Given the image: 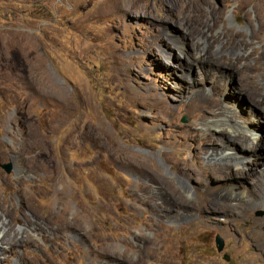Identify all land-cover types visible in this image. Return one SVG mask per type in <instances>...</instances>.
I'll return each instance as SVG.
<instances>
[{"label": "rangeland", "instance_id": "374dc122", "mask_svg": "<svg viewBox=\"0 0 264 264\" xmlns=\"http://www.w3.org/2000/svg\"><path fill=\"white\" fill-rule=\"evenodd\" d=\"M262 99L264 0H0L1 264H264Z\"/></svg>", "mask_w": 264, "mask_h": 264}, {"label": "bare ground", "instance_id": "6f19581e", "mask_svg": "<svg viewBox=\"0 0 264 264\" xmlns=\"http://www.w3.org/2000/svg\"><path fill=\"white\" fill-rule=\"evenodd\" d=\"M143 9H137V12H140L141 13L142 11H144V13L149 14L148 12L150 11V7L148 5L145 6V7H143ZM169 9L170 8H167V10L164 9L165 11L163 10L162 19L163 20H171L174 23V25L181 26L184 29L183 32L179 31L178 28H176L177 31L174 30V32L176 31L175 34H177V32L179 31L180 33H178V34H180V35H178L177 38L172 41V44H174L175 46H178V48L184 50V41H185V38L192 37L194 40L197 39V41H198V43L195 44L196 46H195V50L193 52V60H192V63H194V64L195 63L201 64V62H203L205 60H209L210 59V56H215V57H217V59L218 58H225L226 60H228L232 64V67L239 68V65L241 64L242 60L245 57L244 54L241 53V51H242L241 48H239L236 45L235 46H229L228 48H226L224 46H214V43L217 41L218 38H209L208 39L207 37H208L209 34L207 35V37H205V34H204V32H205L206 29H210V26L205 25L204 23L201 24L199 22H198L199 24H196V22H183L179 18L171 17L173 14H169V13L167 14V12L169 11ZM210 15L212 16V19L214 21H216V22L219 21V20H222L221 19L222 18L221 17L222 16V12L220 10L216 9V8H212V11L210 12ZM231 40H234V39H231V38H227L226 39V41H229V42ZM163 43H165L163 45L164 46L166 45L167 48H168V50L171 49V46H173V45H170L169 43H167L166 41H164ZM255 67L256 66H251V65H248L247 66V65H245V68H248V70L249 69H255ZM246 85H248V84H246ZM248 94L251 97H253V98H256V96H257V94H255V92L253 90H248ZM257 104L258 105H261V106H264V99H262L259 102H257ZM219 131L222 132V133L226 132L225 129H220ZM247 140H252V139H247ZM206 141L209 142V140H206ZM211 141H213V139ZM249 143H251V141ZM244 147H247L248 148V147H251V146H248V144L246 143L244 145ZM252 147H255V146L253 145ZM222 154H223V150H221V149H218V150L212 149L211 152L208 155L212 159L221 162L222 165L225 166L226 163H223L222 162V161H224V159L222 157H219ZM242 174H245V172H243ZM215 175H216V177H223V178H226L228 176L226 174H224V175L221 174L219 171H217V173ZM183 183H185V182L183 181ZM186 191L188 193H191L192 192L191 189H190V187H188V185L186 186ZM239 194H240L239 196L242 197V198H247L248 197V195H247L248 193L245 194V193L241 192ZM249 199H251V198H249ZM173 200L176 203H178V204H180L182 206L183 205L184 206H189L187 204V202L184 201L179 195H174ZM4 228H6V224L5 223H2L1 226H0V233H2L4 231ZM13 246H15V241L10 236V234L4 235V236L2 235L0 237V264H1V262H4V263H7L8 262V260L10 258V252H12L10 249H12Z\"/></svg>", "mask_w": 264, "mask_h": 264}, {"label": "water", "instance_id": "95a60500", "mask_svg": "<svg viewBox=\"0 0 264 264\" xmlns=\"http://www.w3.org/2000/svg\"><path fill=\"white\" fill-rule=\"evenodd\" d=\"M2 167L5 170V172H7V173H9L11 171V164L10 163H5L2 165ZM215 244H216V249L218 251H221L223 248V239L219 235H216V237H215Z\"/></svg>", "mask_w": 264, "mask_h": 264}, {"label": "flooded vegetation", "instance_id": "af4514ba", "mask_svg": "<svg viewBox=\"0 0 264 264\" xmlns=\"http://www.w3.org/2000/svg\"><path fill=\"white\" fill-rule=\"evenodd\" d=\"M28 134H29V126H25V132H24L23 137H24L25 139L29 138Z\"/></svg>", "mask_w": 264, "mask_h": 264}]
</instances>
